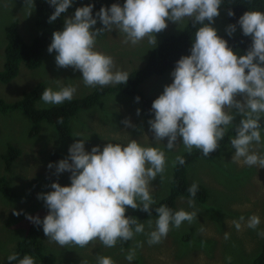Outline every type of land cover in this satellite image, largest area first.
I'll list each match as a JSON object with an SVG mask.
<instances>
[{
    "label": "clouds",
    "instance_id": "obj_1",
    "mask_svg": "<svg viewBox=\"0 0 264 264\" xmlns=\"http://www.w3.org/2000/svg\"><path fill=\"white\" fill-rule=\"evenodd\" d=\"M48 2L55 9L49 17L54 22L67 12L74 0ZM222 3L223 0H124L122 5L101 6L95 15L94 4L89 3L77 7L74 15L64 17L62 30L53 32L47 50L56 53L58 67H71L82 73L87 87L122 85L127 83L130 74L117 70L112 56L96 50L98 36L115 29L125 34V42L135 45L147 38L156 47L157 34L168 27L169 21L177 24L191 21L195 28L200 25L195 31L191 54L176 61L171 72L172 82L152 102L154 119L148 123L153 140L157 143L166 140L169 150L182 141L189 153L195 148L209 156L220 148V141L229 138L218 151L231 144L235 151L232 158L228 155L229 163L243 159V164L249 167L264 168V155L253 150L254 144H261L260 121L264 115V11L248 10L240 16L237 23L252 43L246 52L237 54L212 26L220 15ZM24 6L30 15L35 8L34 0H24ZM228 15L234 13L229 10ZM97 19L102 24L100 28L94 27ZM236 27V24L227 25V34L232 36ZM76 91L74 85H61L58 90L48 87L40 98L45 104L60 105L71 101ZM139 99L137 96L136 100ZM237 115L242 118L239 124H234ZM123 123L135 127L128 119ZM232 125L235 135L228 137ZM176 160L180 164L185 162L181 156ZM166 165L165 151L143 146L136 139L126 144L108 142L102 151L99 145L86 151L85 139L76 140L69 147V156L55 165L57 175L70 173V184L53 182L52 191L38 194L48 209L47 214L43 219L30 214L26 218L37 226L42 225L44 235L61 247L84 248L98 240L112 248L118 241L133 240L137 234H146L149 245L161 243L173 228L178 229L185 221L191 224L197 212L183 209L173 212L165 205L156 207L157 216L152 217H158L155 228L148 233L144 223L126 212L131 208L151 215L156 200L150 194V184L165 172ZM48 167L52 168V163ZM197 191L198 184L194 182L188 189L189 207L194 208ZM14 214L20 215V212ZM244 220L241 216L233 221L238 231ZM260 223V217L254 214L248 218L247 227L257 229ZM148 227H152L151 221ZM258 235L264 237V231ZM228 238L226 233L225 239ZM31 255H24L18 264H36ZM135 258L133 249L126 259L131 262ZM17 259L16 253L7 257L8 261ZM227 259L230 261L231 257ZM97 264L115 262L100 256Z\"/></svg>",
    "mask_w": 264,
    "mask_h": 264
},
{
    "label": "rangeland",
    "instance_id": "obj_2",
    "mask_svg": "<svg viewBox=\"0 0 264 264\" xmlns=\"http://www.w3.org/2000/svg\"><path fill=\"white\" fill-rule=\"evenodd\" d=\"M28 13L24 0H0V70L6 59L7 27L16 23L27 42H32L41 32L36 23V7L30 15ZM72 15L74 13L66 16ZM186 22L190 21L179 24L169 21L168 27L157 34V45L164 36L181 31ZM229 24L227 10L221 5L220 15L215 18L212 26L217 31L227 33L226 27ZM94 27H102L99 19ZM125 39L124 33L113 29L112 32H105L97 37L95 48L112 56L117 70L130 73L147 65L154 46L148 43L147 38L135 45L130 41L125 42ZM55 56L54 52H45L42 64L35 69L28 68L24 62L20 63L16 78L8 83L0 82V98L8 103L14 102L38 83H44L53 90H58L61 85H74L77 87L74 98L85 97L95 89L84 85L79 71H74L71 67H58ZM171 72L146 79L139 86L140 90L147 96H159L164 86L172 82ZM51 106L54 105L45 104L41 99L36 103L38 109ZM137 109H140L139 115ZM142 109L143 101L140 99L137 101L133 96L122 92L107 93L102 96L100 103L89 109L82 108L74 116L70 125L73 134H79L80 137L72 136L67 142L58 140L55 127L45 120L39 123V132L31 135L34 122L22 110L15 109L7 113L0 111V182L7 181L14 193L12 198H8L0 190V264L7 263V257L14 253L33 224L26 218V214L34 217L47 214L48 209L43 200L38 199V194L52 191L53 182L70 184V173L57 175L55 165L69 156V147L76 140L85 139L86 151H90L95 145H99L102 151L108 142L126 144L131 139H136L143 146L159 147L165 151L167 165L165 172L151 182L150 194L158 203L170 193L174 167L178 162L176 157L187 150L182 141H178L171 150L167 149L166 140L155 142L148 123L154 117L146 118ZM241 118L237 115L234 124H239ZM125 119L130 120L135 127L125 126ZM261 138V144H254L253 150L264 155V129L261 130ZM10 145L19 148L21 153L8 167L5 154ZM234 151L229 143L214 158H199L189 166V179L193 183L205 185L210 195L205 203L195 201L194 208L189 207V198L178 197L177 210L196 211L197 218L191 224L185 221L178 229L173 228L161 243L149 245L146 234H137L127 249L120 247V241L115 247L108 248L98 240L84 248L72 245L61 247L50 241L42 231L40 236L46 249H53L57 256L54 264H97L100 256L110 257L115 264H252L264 248V237L258 235V232L264 231V168L249 167L243 164V159L239 163L233 160L229 163L228 155L232 158ZM49 163H52V168L48 167ZM16 211L20 215H15ZM254 214L261 221L257 229L247 227L248 218ZM130 216H135L144 223L145 233L155 228L158 218L141 219L133 214ZM241 216L245 220L238 231L233 221L239 220ZM149 221L152 222L151 228L148 227ZM226 233L229 235L228 239H225ZM133 249L136 258L129 262L126 256ZM31 256L36 264H41L37 256ZM228 257H231L230 261Z\"/></svg>",
    "mask_w": 264,
    "mask_h": 264
},
{
    "label": "trees",
    "instance_id": "obj_3",
    "mask_svg": "<svg viewBox=\"0 0 264 264\" xmlns=\"http://www.w3.org/2000/svg\"><path fill=\"white\" fill-rule=\"evenodd\" d=\"M37 25L41 28L39 35H36L32 42H27L23 35L18 30L16 23L6 28L8 43L5 47V63L2 70H0V82L8 83L17 77L20 71V63L24 62L28 68L35 69L39 67L44 59V53L47 52L48 46L52 40L54 31L62 30L63 19L69 13H74L77 7L94 4L93 15L100 9L101 6L110 7L113 3H124V0H74L73 5L62 14L56 21L50 22L49 17L54 12V6L50 5L48 0H34ZM228 11L231 10L234 15L229 16L230 24H236V31L232 36L220 31L218 35L228 41L230 47L237 54H243L247 51L252 43L250 36H244L242 29L237 21L248 10L264 11V0H223L221 4ZM173 23V22H172ZM207 23V21H206ZM200 25H196L198 28ZM176 26H171L175 28ZM196 28L192 26L191 21L185 23L181 31L164 36L163 40L154 47L149 55L148 63L141 69L130 72L129 79L126 84H117L115 86H106L101 88L96 86L95 89L82 98H73L71 101H65L63 104L54 105L49 108L38 109L36 103L41 99L40 96L46 87L44 83H38L33 89L26 91L22 98L14 102L8 103L0 98V111L7 113L10 110L20 109L34 122V127L30 134L33 135L39 132V123L47 121L51 123L57 132L58 140L67 142L72 138L73 130L70 121L77 115L80 109H89L98 103L103 95L112 92H122L133 96L135 99L139 96L143 101L142 113L146 118L154 117V112L151 111V105L154 99L158 96H147L140 90L139 86L148 78L154 75H161L167 71H173L176 61L184 55H190L191 45L195 38ZM55 53V52H54ZM261 130L264 129V116L261 117ZM228 137L235 135V127H230ZM75 138V137H74ZM229 138H224L220 141V148L211 153L209 156H204L198 149H193L191 153L184 152L181 157L184 158V163L177 164L174 167L173 179L171 182L170 193L163 198L160 202L152 206V213L149 215L147 212L141 210H127V215H136L141 219H150L157 216L155 208L165 205L177 211L176 203L180 196L190 199L189 187L193 182L189 179L188 170L189 166L199 158L212 159L223 147ZM21 150L13 145H10L5 158L7 159V166L9 167L13 159L18 157ZM198 184V191L194 198L197 202H207L210 195L209 189L200 183ZM1 192L8 198H12L14 193L11 185L3 180L0 182ZM44 216L40 217L43 219ZM43 231L42 225L37 226L34 223L29 227L27 234L18 243L14 253L18 254L17 261H7L6 264H18V260L22 259L24 255L33 254L37 256L41 264H54L57 256L54 250H47L44 242L41 239V232ZM133 240L120 241L119 245L122 249H127L132 245ZM252 264H264V248L254 258Z\"/></svg>",
    "mask_w": 264,
    "mask_h": 264
}]
</instances>
